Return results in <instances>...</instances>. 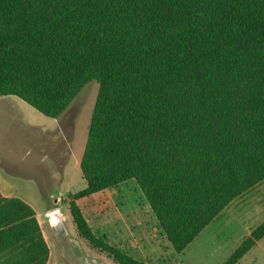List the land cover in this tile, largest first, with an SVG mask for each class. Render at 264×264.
Segmentation results:
<instances>
[{"label": "trees", "instance_id": "trees-1", "mask_svg": "<svg viewBox=\"0 0 264 264\" xmlns=\"http://www.w3.org/2000/svg\"><path fill=\"white\" fill-rule=\"evenodd\" d=\"M99 85L75 201L134 180L176 253L264 181V0H0V97L56 119ZM264 238V221L222 264ZM34 209L0 193V264H46Z\"/></svg>", "mask_w": 264, "mask_h": 264}, {"label": "rangeland", "instance_id": "rangeland-1", "mask_svg": "<svg viewBox=\"0 0 264 264\" xmlns=\"http://www.w3.org/2000/svg\"><path fill=\"white\" fill-rule=\"evenodd\" d=\"M98 90L96 81L85 84L54 120L22 103L27 124L13 121L12 107L0 102V177H6L13 196L40 216L49 251L46 264H115L79 237L69 213L73 195L86 186L76 163L84 152ZM75 203L98 239L135 260L222 264L264 221V181L232 201L181 253L171 248L134 180ZM55 209L61 213L59 227L47 216ZM237 264H264V238Z\"/></svg>", "mask_w": 264, "mask_h": 264}, {"label": "crops", "instance_id": "crops-1", "mask_svg": "<svg viewBox=\"0 0 264 264\" xmlns=\"http://www.w3.org/2000/svg\"><path fill=\"white\" fill-rule=\"evenodd\" d=\"M0 102L8 103V105L12 107V109L14 110V114L12 117L13 121H15L16 123H25V124L29 123L28 120H26L25 117L23 116L24 106L22 103L24 102L22 100L16 97H13V96H6V97H0ZM21 138L26 139V136L22 135ZM76 165L77 166L80 165V159L77 160ZM5 178L0 177V193L5 197H15L12 195V193L9 192L10 188H7V185H6L7 181L5 180ZM36 218H37V221L41 224V219H40V216H38V214H36Z\"/></svg>", "mask_w": 264, "mask_h": 264}, {"label": "water", "instance_id": "water-1", "mask_svg": "<svg viewBox=\"0 0 264 264\" xmlns=\"http://www.w3.org/2000/svg\"><path fill=\"white\" fill-rule=\"evenodd\" d=\"M54 226H59L62 223L60 210L55 209L47 214Z\"/></svg>", "mask_w": 264, "mask_h": 264}, {"label": "flooded vegetation", "instance_id": "flooded-vegetation-1", "mask_svg": "<svg viewBox=\"0 0 264 264\" xmlns=\"http://www.w3.org/2000/svg\"><path fill=\"white\" fill-rule=\"evenodd\" d=\"M60 226V225H59ZM59 226H56V227H59Z\"/></svg>", "mask_w": 264, "mask_h": 264}]
</instances>
